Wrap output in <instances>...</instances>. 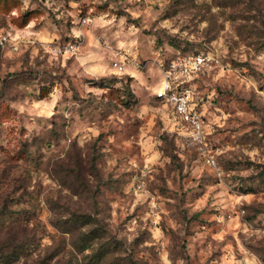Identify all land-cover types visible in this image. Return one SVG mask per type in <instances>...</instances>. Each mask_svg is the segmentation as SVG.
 I'll return each instance as SVG.
<instances>
[{
  "label": "rangeland",
  "instance_id": "obj_1",
  "mask_svg": "<svg viewBox=\"0 0 264 264\" xmlns=\"http://www.w3.org/2000/svg\"><path fill=\"white\" fill-rule=\"evenodd\" d=\"M0 32V264H264V0H0ZM196 53L215 167L154 98Z\"/></svg>",
  "mask_w": 264,
  "mask_h": 264
},
{
  "label": "built area",
  "instance_id": "obj_2",
  "mask_svg": "<svg viewBox=\"0 0 264 264\" xmlns=\"http://www.w3.org/2000/svg\"><path fill=\"white\" fill-rule=\"evenodd\" d=\"M15 44L8 36L0 32V50H15ZM66 52L75 50L74 45L64 47ZM214 60L202 53L177 55L161 69V82L154 96L165 109L167 118L174 127L185 134L198 155L210 167L216 163L207 148L205 126L201 112L194 101V82L199 73Z\"/></svg>",
  "mask_w": 264,
  "mask_h": 264
},
{
  "label": "trees",
  "instance_id": "obj_3",
  "mask_svg": "<svg viewBox=\"0 0 264 264\" xmlns=\"http://www.w3.org/2000/svg\"><path fill=\"white\" fill-rule=\"evenodd\" d=\"M154 98H155V96H154ZM194 98H195V96H194ZM155 99H156V98H155ZM159 103H160V102H159ZM196 108L201 112V114H202V118H203V122H204V114H203L202 110L199 109V108L197 107V105H196ZM204 126H205V124H204Z\"/></svg>",
  "mask_w": 264,
  "mask_h": 264
}]
</instances>
